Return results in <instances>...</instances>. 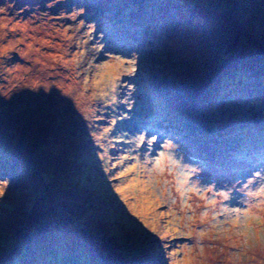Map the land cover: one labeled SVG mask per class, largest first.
<instances>
[{
	"label": "rangeland",
	"instance_id": "1",
	"mask_svg": "<svg viewBox=\"0 0 264 264\" xmlns=\"http://www.w3.org/2000/svg\"><path fill=\"white\" fill-rule=\"evenodd\" d=\"M262 54L264 0H0V264H264Z\"/></svg>",
	"mask_w": 264,
	"mask_h": 264
},
{
	"label": "trees",
	"instance_id": "2",
	"mask_svg": "<svg viewBox=\"0 0 264 264\" xmlns=\"http://www.w3.org/2000/svg\"><path fill=\"white\" fill-rule=\"evenodd\" d=\"M244 56H245V55H244ZM261 56H264V54H262ZM248 59H251V57H250V56H246V57L243 58V60H248ZM234 61H235V60H234ZM235 63H238V60H236ZM235 63H234V64H235ZM248 63H250V62H248ZM234 64H232V66H233ZM246 64H247V63H246ZM250 64H251V63H250ZM254 68L256 69L257 67L255 66V67H253V69H254Z\"/></svg>",
	"mask_w": 264,
	"mask_h": 264
},
{
	"label": "snow or ice",
	"instance_id": "3",
	"mask_svg": "<svg viewBox=\"0 0 264 264\" xmlns=\"http://www.w3.org/2000/svg\"><path fill=\"white\" fill-rule=\"evenodd\" d=\"M131 171V169H129ZM126 173H122V175H125ZM122 190V189H121ZM261 224L264 225V219L261 220Z\"/></svg>",
	"mask_w": 264,
	"mask_h": 264
},
{
	"label": "bare ground",
	"instance_id": "4",
	"mask_svg": "<svg viewBox=\"0 0 264 264\" xmlns=\"http://www.w3.org/2000/svg\"><path fill=\"white\" fill-rule=\"evenodd\" d=\"M249 30V29H248ZM259 31V30H258ZM253 33H255V32H253ZM261 32H259L258 34H260ZM252 35V34H251ZM256 37V36H255ZM259 37V36H258ZM260 38V37H259ZM225 130V129H224ZM200 140H201V138H200ZM215 174V173H214Z\"/></svg>",
	"mask_w": 264,
	"mask_h": 264
}]
</instances>
